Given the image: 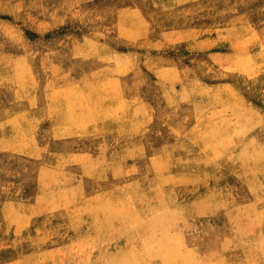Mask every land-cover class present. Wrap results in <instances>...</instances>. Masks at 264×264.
<instances>
[{"label": "rangeland", "instance_id": "obj_1", "mask_svg": "<svg viewBox=\"0 0 264 264\" xmlns=\"http://www.w3.org/2000/svg\"><path fill=\"white\" fill-rule=\"evenodd\" d=\"M263 145L264 0H0V264H264Z\"/></svg>", "mask_w": 264, "mask_h": 264}, {"label": "bare ground", "instance_id": "obj_2", "mask_svg": "<svg viewBox=\"0 0 264 264\" xmlns=\"http://www.w3.org/2000/svg\"><path fill=\"white\" fill-rule=\"evenodd\" d=\"M223 4H224V3H223ZM223 6H224V5H223ZM233 8H235V7H233ZM170 10H171V9H170ZM223 10H224V9H223ZM193 11H194V10H193ZM224 11H225V10H224ZM169 31H170V30H169ZM183 33H184V32H183ZM220 37H221V36H220ZM223 39H226V38H223ZM223 42H224V41H223ZM227 42H228V40H227ZM86 45H87V44H86ZM86 45H85V46H86ZM83 46H84V45H83ZM86 47H87V46H86ZM86 47H85V48H86ZM88 48H89V47H88ZM102 48H104V47H102ZM83 49H84V48H83ZM86 49H87V48H86ZM87 50H88V49H87ZM107 51H108V50H107ZM89 53H90V52H89ZM94 53H95V52H94ZM87 54H88V53H87ZM92 54H93V53H92ZM92 54H91V55H92ZM108 54H109V53H108ZM73 55H74V54H73ZM85 55H86V54H85ZM114 55H115V54H114ZM116 55H118V54H116ZM75 56H76V55H75ZM83 56H84V55H83ZM87 56H88V55H87ZM87 56H85V57H87ZM107 56H108V55H107ZM107 56H106V57H107ZM119 57H120V56H119ZM88 58H89V57H88ZM92 58H93V57H92ZM112 58H113V57H112ZM82 59H83V58H82ZM82 59H81V60H82ZM123 59H124V58H123ZM119 60H120V59H119ZM121 60H122V59H121ZM115 61H116V60H115ZM125 61H127V60H125ZM93 87H94V86H93ZM116 87H117V86H116ZM116 87H115V88H116ZM89 88H90V87H89ZM95 88H96V87H95ZM96 89H97V88H96ZM96 89H95V91L98 92V90H96ZM87 90H88V89H87ZM93 90H94V89H93ZM101 90H102V89H101ZM116 90H117V88H116ZM28 91H29V90H28ZM63 91H64V90H63ZM104 92H105V91H104ZM27 93H28V92H27ZM88 93H89V92H88ZM101 93H102V92H101ZM65 94H67V93H65ZM93 94H94V93H93ZM103 94H104V93H103ZM67 95H68V94H67ZM80 95H81V94H79V96H80ZM84 95H85V93H84ZM171 95H172V93H171ZM178 95H179V94H178ZM82 96H83V95H82ZM95 96H96V95H95ZM107 96H108V95H106L105 97H107ZM69 97H70V96H69ZM87 97H88V95H87ZM87 97H86V99H87ZM99 97H100V96H99ZM169 97H171V96H169ZM82 98H83V97H82ZM97 98H98V97H97ZM110 98H111V97H110ZM113 98H114V97H113ZM177 98H178V97H177ZM33 99H34V98H33ZM64 99H65V98H64ZM102 99H103V98H102ZM172 99H173V98H172ZM178 99H179V98H178ZM94 100H95V99H94ZM99 100H100V99H99ZM114 100H115V99H114ZM119 100L122 101V99H119ZM170 100H171V98H170ZM174 100H175V99H174ZM33 101H34V100H33ZM83 101H85V100H83ZM86 101H87V100H86ZM100 101H101V100H100ZM164 101H166V100H164ZM64 102H65V101H64ZM75 102H76V101H75ZM89 102H90V101H89ZM168 102H169V101H168ZM93 103H95V102H93ZM93 103H89V104H93ZM170 103H171V102H170ZM184 103H185V102H184ZM167 104H168V103H167ZM185 104H187V102H186ZM64 105H65V104H64ZM75 105H76V104H75ZM86 105H87V104H86ZM86 105H85V106H86ZM124 105H125V104H124ZM192 105H193V103H192ZM77 106H78V105H77ZM122 106H123V105H122ZM175 106H176V105H175ZM78 107H79V106H78ZM82 107H83V106H82ZM107 107H108V106H107ZM120 107H121V105H120ZM171 107H172V106H171ZM177 107H178V106H176V108H177ZM192 107H193V106H192ZM76 108H77V107H76ZM126 108H128V107H126ZM126 108H125V109H126ZM142 108H143V107H142ZM82 109H83V108H82ZM82 109H81V110H82ZM96 109H98V108H96ZM133 109H134V108H133ZM135 109H136V108H135ZM135 109H134V110H135ZM138 109H140V108H138ZM67 110H68V109H67ZM76 110H77V109H76ZM107 110H108V109H107ZM119 110H120V109H119ZM121 110H122V109H121ZM143 110H144V109H143ZM146 110H147V109H146ZM195 110H196V109H195ZM197 110H198V109H197ZM79 111H80V110H79ZM84 111H85V110H84ZM86 111H87V110H86ZM113 111H115V110H113ZM138 111H139V110H138ZM140 111H141V110H140ZM186 111H187V110H186ZM186 111H185V112H186ZM30 112H31V111H30ZM90 112H91V111H90ZM117 112H118V111H117ZM120 112H121V111H120ZM123 112H124V109H123ZM133 112H134V111H133ZM192 112H193V111H192ZM196 112H197V111H196ZM198 112H199V111H198ZM76 113H77V112H76ZM143 113H144V112H143ZM172 113H173V112H172ZM97 114H98V113H97ZM91 115H93V114H91ZM123 115H124V114H123ZM133 115H134V113H133ZM135 115H136V114H135ZM195 115H196V114H195ZM195 115H194V116H195ZM96 116H97V115H96ZM145 116H146V115H145ZM166 116H167V115H166ZM198 116H199V115H198ZM91 117H92V116H91ZM97 117H98V116H97ZM116 117H117V116H115V117H113V118L115 119ZM138 117H139V116H138ZM88 118H89V116H88ZM88 118H87V119H88ZM92 118H93V117H92ZM162 118H163V117H162ZM167 118H168V116H167ZM197 118H198V117H197ZM199 118H200V117H199ZM199 118H198V120H199ZM67 119H68V118H67ZM94 119H95V118H94ZM97 119H98V118H97ZM119 119H120V118H119ZM119 119H118V120H119ZM123 119H124V118H123ZM168 119H169V118H168ZM186 119H187V118H186ZM50 120L52 121V119H50ZM50 120H49V121H50ZM80 120H81V119H80ZM82 120H85V119H82ZM100 120H101V119H100ZM110 120H113V119H110ZM120 120H121V119H120ZM54 121H55V120H54ZM87 121H88V120H87ZM98 121H99V120H98ZM181 121H182V120H181ZM24 122H25V121H24ZM102 122H103V121H102ZM127 122H128V121H127ZM77 123H78V122H77ZM84 123H89V122H84ZM90 123H92V122H90ZM125 123H126V121H125ZM140 123H141V122H140ZM142 123H143V122H142ZM142 123L140 124V126H142ZM253 123H254V122H253ZM33 124H34V123H33ZM52 124H53V123H52ZM93 124H94V123H93ZM143 124H144V123H143ZM50 125H51V124H50ZM255 125H258V123L255 124ZM9 126H11V125H9ZM18 126H19V125H18ZM29 126H30V124H29ZM29 126H28V127H29ZM31 126H32V125H31ZM137 126H138V125H137ZM158 126H159V125H158ZM159 127H160V126H159ZM159 127H158V128H159ZM250 127H251V126H250ZM252 127H253V126H252ZM252 127H251V128H252ZM19 128H20V127H19ZM75 128H76V127H75ZM80 128H82V127H80ZM138 128H140V127H138ZM197 128H198V127H197ZM23 129H24V128H23ZM56 129H57V128H56ZM56 129H55V130H56ZM58 129H60V128H58ZM58 129H57V130H58ZM61 129H62V128H61ZM76 129H77V128H76ZM252 129H253V128H252ZM2 130H3V129H2ZM4 130H5V129H4ZM34 130H35V129H34ZM62 130H63V129H62ZM134 130H135V129H134ZM136 130H137V129H136ZM229 130H230V128H229ZM247 130H248V129H247ZM23 131H24V130H23ZM137 131H138V130H137ZM248 131H250V128H249ZM258 131H259V130H258ZM9 132H10V131H9ZM52 132H53V131H52ZM62 132H63V131H62ZM62 132H61V134H62ZM64 132H65V130H64ZM109 132H110V131H109ZM132 132H133V131H132ZM141 132H143V131H141ZM220 132H222V131H220ZM225 132H226V131H225ZM232 132H233V131H232ZM234 132H235V131H234ZM2 133H3V132H2ZM14 133H15V132H14ZM21 133H22V132H21ZM21 133H20V134H21ZM24 133H25V132H24ZM113 133H114V132H113ZM120 133H121V132H120ZM135 133H136V132H135ZM155 133H156V131H155ZM169 133H170V132H169ZM175 133H176V132H175ZM195 133H196V132H195ZM209 133H210V132H209ZM226 133H227V132H226ZM240 133H241V132H240ZM254 133H255V132H254ZM3 134H4V133H3ZM15 134H16V133H15ZM15 134H14V135H15ZM91 134H92V133H91ZM110 134H111V133H110ZM140 134H141V133H140ZM157 134H158V133H157ZM167 134H168V133H167ZM197 134H198V133H197ZM215 134L218 135L219 133H216V132H215ZM244 134H245V133H244ZM89 135H90V134H89ZM132 135H133V134H132ZM136 135H137V133H136ZM176 135H178V134L176 133ZM210 135H211V134H210ZM228 135H229V133H228ZM4 136H5V135H4ZM77 136H78V135H77ZM117 136H118V135H117ZM127 136H128V135H127ZM156 136H157V135H156ZM211 136H212V135H211ZM74 137H75V136H74ZM112 137H113V136H112ZM192 137H194V136H192ZM228 137H230V136H228ZM231 137H232V136H231ZM231 137H230V138H231ZM13 138H14V137H13ZM22 138L24 139V137H22ZM63 138H64V137H63ZM198 138H199V136H198ZM201 138H202V137H201ZM212 138H213V137H212ZM221 138H223V137H221ZM230 138H227L228 142L230 141V140H229ZM251 138H252V137H250V139H251ZM19 139H20V138H19ZM180 139H181V138H180ZM180 139H179V140H180ZM224 139H226V137H224ZM250 139H249V140H250ZM17 140H18V139H17ZM24 140H25V139H24ZM30 140H31V139H30ZM185 140H186V139H185ZM193 140H194V139H193ZM196 140H197V139H196ZM201 140H203V139H201ZM213 140H214V139H213ZM217 140H218V139H217ZM222 140H223V139H222ZM32 141H33V139H32ZM53 141H54V140H53ZM120 141H121V140H120ZM129 141H130V140H129ZM182 141H183V140H182ZM199 141H200V140H199ZM223 141H224V140H223ZM242 141H243V140H242ZM255 141H256V139H255ZM113 142H114V141H113ZM180 142H181V141H180ZM191 142H192V141H191ZM194 142H195V140H194ZM221 142H222V141H221ZM231 142H233V141H231ZM244 142H245V141H244ZM17 143H18V142H17ZM123 143H124V142H123ZM181 143H183V142H181ZM185 143H186V142H185ZM205 143H207V142H205ZM217 143H218V142H217ZM217 143H216V144H217ZM26 144H27V143H26ZM75 144H76V143H75ZM127 144H128V143H127ZM219 144H220V143H219ZM226 144H227V143H226ZM226 144H224V145H226ZM231 144H232V143H231ZM233 144H234V143H233ZM239 144H240V143H239ZM242 144H243V142H242ZM249 144H250V143H249ZM252 144H253V143H252ZM257 144H258V143H257ZM19 145H20V144H19ZM23 145H24V143H23L21 146H23ZM44 145H45V144H44ZM181 145H182V144H181ZM21 146H20V148H21ZM70 146H71V145H70ZM203 146H204V145H203ZM229 146H230V145H229ZM229 146H228V147H229ZM242 146H243V147H242V150H244L243 148H244L245 145H242ZM249 146H251V145H249ZM263 146H264V145H263ZM71 147H72V146H71ZM82 147H83V145H82ZM134 147H135V146H134ZM192 147H194V146H192ZM206 147H207V146H206ZM206 147H204V149H206ZM208 147H209V149H210V146H209V145H208ZM208 147H207V148H208ZM214 147H215V145H214ZM237 147H238V146H237ZM239 147H240V145H239ZM253 147H254V145H253ZM20 148H19V149H20ZM27 148H28V147H27ZM27 148H26V149H27ZM30 148H31V147H30ZM86 148H87V147H86ZM125 148H126V147H125ZM131 148H132V147H131ZM135 148H136V147H135ZM182 148H183V147H182ZM182 148H181V149H182ZM198 148H199V147H198ZM247 148H248V147H246L245 149H247ZM19 149H18V150H19ZM45 149H46V148H45ZM127 149H128V148H127ZM132 149H133V148H132ZM139 149H140V148H139ZM211 149H212V148H211ZM216 149H217V148H216ZM226 149H227V147H226ZM251 149H252V148H251ZM36 150H37V149H36ZM41 150H42V149H41ZM69 150H70V149H69ZM71 150H72V149H71ZM101 150H102V149H101ZM182 150H185V149H182ZM194 150H195V149H194ZM212 150H213V149H212ZM212 150L210 151L211 153H213ZM233 150H234V149H233ZM242 150H241V151H242ZM247 150H248V149H247ZM252 150H255V149H252ZM252 150H251V151H252ZM0 151H2V150H0ZM4 151H5V150H4ZM163 151H164V149H163ZM169 151H171V150H169ZM174 151H175V150H174ZM188 151H189V150H188ZM190 151H191V150H190ZM201 151H202V150H201ZM216 151L219 152V150H216ZM225 151H226V150H225ZM228 151H229V150H228ZM237 151H238V150H237ZM244 151H246V150H244ZM244 151H243V152H244ZM14 152H15V151H14ZM14 152H13V153H14ZM16 152H17V151H16ZM21 152H22V151H21ZM40 152H41V151H40ZM67 152H68V151H67ZM99 152H100V151H99ZM140 152H141V151H140ZM182 152H183V151H182ZM217 152H216V153H217ZM243 152H240V153L243 154ZM41 153H42V152H41ZM62 153H63V152H62ZM78 153H79V152H78ZM142 153H143V152H142ZM169 153H170V152H169ZM195 153H196V152H195ZM216 153H213V154H216ZM15 154H16V153H15ZM34 154H35V153H34ZM49 154H50V153H49ZM68 154H69V153H68ZM82 154H83V153H82ZM102 154H103V152H102ZM177 154H178V153H177ZM223 154H224V153H223ZM247 154H248V153H247ZM123 155H124V154H122V156H123ZM142 155H143V154H142ZM161 155H162V154H161ZM225 155H226V154H225ZM227 155H228V154H227ZM233 155H234V154H233ZM238 155H239V154H238ZM26 156H29V154H26ZM30 156H31V155H30ZM30 156H29V157H30ZM99 156H101V155L99 154ZM103 156H104V154H103ZM103 156H102V157H103ZM125 156H126V154H125ZM217 156H219L218 153L216 154V157H217ZM222 156H223V155H222ZM222 156H220V158H222ZM231 156H232V155H231ZM246 156H249V155H246ZM97 157H98V156H97ZM102 157H101V158H102ZM104 157H105V156H104ZM129 157H131V156H129ZM129 157H128V158H129ZM155 157H156V156H155ZM180 157H181V156H180ZM241 157H242V156H241ZM249 157H250V156H249ZM249 157H248V158H249ZM94 158H96V157H94ZM112 158H113V157H112ZM114 158H115V157H114ZM121 158H122V157H121ZM121 158H120V159H121ZM126 158H127V157H126ZM159 158H160V157H158V159H159ZM161 158H162V157H161ZM238 158H239V157H238ZM246 158H247V157H246ZM97 159H98V158H97ZM129 159H130V158H129ZM150 159H151V158H150ZM152 159H153V157H152ZM152 159H151V160H152ZM158 159H157V160H158ZM182 159H183V157H182ZM231 159H233V158H231ZM241 159H242V158H241ZM241 159H240V160H241ZM263 159H264V158H263ZM100 160H102V159H100ZM160 160H161V159H160ZM208 160H209V159H208ZM227 160H228V159H227ZM57 161H58V160H57ZM62 161H63V160H62ZM123 161H124V160H123ZM155 161H156V160H155ZM155 161H154V162H155ZM195 161H197V160H195ZM198 161H201V160L199 159ZM206 161H207V160H206ZM225 161H226V160H225ZM238 161H239V160H238ZM241 161H244V160H241ZM245 161H246V160H245ZM245 161H244V162H245ZM87 162H88V161H87ZM103 162H104V161H103ZM110 162L112 163V161H110ZM154 162H153V163H154ZM175 162H176V161H175ZM186 162H187V161H186ZM189 162H191V161H189ZM203 162H204V160H203ZM210 162H211V161H210ZM247 162H248V159H247ZM258 162H260V161H258ZM50 163H51V162H50ZM50 163H49V164H50ZM73 163H74V162H73ZM81 163H82V162H81ZM95 163H96V162H95ZM113 163H114V162H113ZM113 163H112V164H113ZM115 163H116V162H115ZM115 163H114V165H115ZM153 163L151 162V164H153ZM156 163H157V161H156ZM167 163H168V162H166V164H167ZM262 163H263V162H262ZM54 164H55V163H54ZM159 164H160V163H159ZM169 164H171V163H169ZM66 165H67V164H66ZM79 165H80V164H79ZM82 165H83V164H82ZM160 165H161V164H160ZM172 165H173V164H172ZM232 165H233V164H232ZM246 165H247V164H246ZM250 165H251V164H250ZM250 165H249V166H250ZM254 165H256V164L254 163ZM47 166H48V164H47ZM104 166H105V165H104ZM168 166H169V165H168ZM210 166H211V164H210ZM247 166H248V165H247ZM88 167H89V166H88ZM95 167H96V166H95ZM153 167H154V165H152V168H153ZM162 167H163V166H162ZM164 167H165V166H164ZM178 167H179V166H178ZM182 167H183V166H182ZM48 168H49V167H48ZM53 168H54V167H53ZM61 168H62V167H61ZM84 168L86 169L87 166L84 167ZM89 168H90V167H89ZM89 168H87V170H90ZM112 168H113V167H112ZM115 168H116V167H115ZM170 168H171V167H170ZM173 168H174V167H173ZM179 168H180V167H179ZM218 168H219V170H220V167H218ZM41 169L43 170V168H41ZM137 169H138V167L136 168V170H137ZM156 169H157V168H156ZM156 169H155V170H156ZM158 169H159V168H158ZM163 169H165V168H163ZM182 169H184V167H183ZM182 169H181V170H182ZM239 169H242V168L240 167ZM260 169H261V168H260ZM260 169L258 168V170H260ZM263 169H264V168H263ZM51 170H52V169H51ZM108 170H109V169H108ZM113 170L115 171V169H113ZM113 170H112V171H113ZM128 170H129V169H128ZM155 170H154V171H155ZM165 170H166V169H165ZM165 170H164V171H165ZM167 170H168V169H167ZM214 170H215V169H214ZM261 170H262V169H261ZM49 171H50V170H49ZM53 171H55V170H53ZM59 171H60V170H59ZM81 171H82V170H81ZM102 171H103V169H102ZM170 171H171V170H170ZM236 171H238V170H236ZM240 171H242V170H240ZM246 171H247V170H246ZM250 171H251V170H250ZM64 172H65V171H64ZM83 172H84V170H83ZM87 172H89V171H87ZM90 172H91V171H90ZM92 172H93V171H92ZM92 172H91V173H92ZM104 172H105V171H104ZM179 172H180V171H179ZM202 172H203V171H202ZM217 172H218V171H217ZM243 172H244V171H243ZM47 173H48V172H47ZM52 173L55 175V172H52ZM52 173H51V174H52ZM62 173H63V172H62ZM112 173H113V172H112ZM115 173H116V172H115ZM156 173H158V172H156ZM181 173H182V172H181ZM181 173H180V174H181ZM183 173H184V172H183ZM208 173H209V172H208ZM208 173H207V174H208ZM244 173H245V172H244ZM247 173H248V172H247ZM259 173H260V172H259ZM56 174H57V173H56ZM83 174H84V173H82V175H83ZM124 174H125V173H124ZM127 174H128V172H127ZM137 174H138V173H137ZM153 174H154V173H153ZM158 174H159V173H158ZM194 174H196V173H194ZM197 174H198V173H197ZM217 174H218V173H217ZM256 174H257V173H256ZM263 174H264V173H263ZM54 175H53V176H54ZM62 175H63V174H62ZM68 175H69V174H68ZM89 175H90V174H89ZM116 175H117V174H116ZM132 175H133V174H132ZM148 175H149V174H148ZM209 175H210V174H209ZM219 175H220V174H219ZM219 175H218V176H219ZM229 175H230V174H229ZM241 175H242V174H241ZM124 176H125V175H124ZM166 176H167V175H166ZM170 176L173 178L172 175H170ZM195 176H196V175H195ZM221 176H222V175H221ZM226 176H227V175H226ZM262 176H263V175H262ZM61 177H63V176H61ZM101 177H102V176H101ZM101 177H100V178H101ZM114 177H115V176H114ZM118 177H119V176H118ZM164 177H165V176H164ZM167 177H169V176H167ZM196 177H197V176H196ZM200 177H201V176H200ZM223 177H224V176H223ZM239 177H240V176H239ZM241 177H242V176H241ZM246 177H248V176H246ZM251 177H253V176H251ZM42 178H44V177H42ZM48 178H49V177H48ZM48 178H47V179H48ZM51 178H52V177H51ZM53 178H54V177H53ZM64 178H65V177H64ZM79 178H80V176H79ZM115 178H116V177H115ZM122 178H123V177H122ZM158 178H159V177H158ZM176 178H177V177H176ZM178 178H179V177H178ZM178 178H177V179H178ZM181 178H182V177H181ZM205 178H206V177H205ZM44 179H45V178H44ZM57 179H58V178H57ZM67 179H68V178H67ZM90 179H91V178H90ZM96 179H99V178H96ZM113 179H114V178H113ZM147 179H149V178L147 177ZM167 179H168V178H167ZM170 179H171V178H170ZM173 179H174V178H173ZM238 179H239V178H238ZM249 179H250V178H249ZM41 180H43V179H41ZM54 180H56V179H54ZM54 180H53V181H54ZM101 180L103 181V179H101ZM104 180H105V179H104ZM134 180H136V179H134ZM134 180H133V181H134ZM47 181H48V180H47ZM50 181H52V179H51ZM78 181H79V180H78ZM239 181H240V180H239ZM244 181H245V180H244ZM45 182H46V181H45ZM138 182H139V181H138ZM158 182H160V181H158ZM230 182H231V181H230ZM256 182H257V181H256ZM40 183H41L42 186H43L42 181H41ZM53 183H54V182H53ZM53 183H52V184H53ZM58 183H59V182H58ZM58 183H57V184H58ZM60 183H62V182H60ZM76 183H78V182H76ZM134 183H135V182H134ZM148 183H149V182H148ZM160 183H161V182H160ZM160 183H159V184H160ZM180 183H181V182H180ZM241 183L243 184V182H241ZM254 183H255V182H254ZM41 184H40V185H41ZM132 184H133V183H132ZM149 184H150V183H149ZM149 184H148V185H149ZM167 184H168V183H167ZM199 184H200V183H199ZM219 184H220V183H219ZM219 184H218V186H219ZM242 184H241V185H242ZM49 185H51V184H49ZM161 185H162V183H161ZM161 185H159V186H161ZM177 185H179V184L177 183ZM184 185H185V184H184ZM184 185H183V186H184ZM257 185H259V184L257 183ZM257 185H256V187H257ZM74 186H75V184H74ZM122 186H123V185H122ZM122 186H121V187H122ZM130 186H131V185H130ZM167 186H168V185H167ZM173 186H174V185H173ZM46 187H47V186H46ZM76 187H77V186H76ZM134 187H135V185H134ZM161 187H162V186H161ZM170 187H171V186H170ZM228 187H229V186H228ZM43 188H44V187H43ZM43 188H42V190H43ZM68 188H69V187H68ZM115 188H119V187H115ZM131 188H133V187H131ZM136 188H137V187H136ZM187 188H188V187H187ZM217 188H218V187H217ZM239 188H240V187H239ZM263 188H264V185H263ZM38 189H39V188H38ZM74 189H75V188H74ZM74 189H73V191H74ZM110 189H111V188H110ZM119 189H120V188H119ZM123 189H124V188H123ZM127 189H128V188H127ZM134 189H135V188H134ZM142 189H143V188H142ZM151 189H152V188H151ZM151 189H150V190H151ZM166 189H167V188H166ZM170 189H171V188H170ZM257 189H259V188H257ZM57 190H58V189H57ZM71 190H72V189H71ZM75 190H76V189H75ZM150 190H149V191H150ZM159 190H160V189H159ZM248 190H249V189H248ZM43 191H44V190H43ZM58 191H59V190H58ZM58 191L56 192L57 194H56V193H55V194L58 195V197H60L59 195L62 193V191H61L60 194H58V193L60 192V191H59V192H58ZM73 191H72V192H73ZM129 191H130V190H129ZM153 191H154V190H153ZM197 191H198V190H197ZM214 191H215V190H214ZM226 191H227V189H226ZM234 191H235V190H234ZM263 191H264V190H263ZM38 192H39V191H38ZM46 192H47V191H46ZM69 192H71V191H69ZM75 192H76V191H75ZM81 192H82V191H81ZM81 192H80V193H81ZM169 192H171V190H170ZM228 192H229V191H228ZM240 192H241V191H240ZM65 193H67L66 190H65ZM65 193H64V194H65ZM124 193H125V192H124ZM172 193H173V192H172ZM204 193H205V192H204ZM206 193H207V192H206ZM211 193H212V192H211ZM44 194H45V193H44ZM44 194H42V195H44ZM68 194H69V193H68ZM133 194H134V193H133ZM139 194H140V193H139ZM141 194H142V193H141ZM156 194H157V193H156ZM167 194H168V193H167ZM170 194H171V193H170ZM187 194H188V193H187ZM191 194H192V193H191ZM191 194H190V195H191ZM195 194H196V193H195ZM250 194H251V193H250ZM42 195L40 194L39 196H42ZM62 195H63V194H62ZM121 195H122V194H121ZM127 195H128V194H127ZM157 195H158V194H157ZM161 195H162V194H161ZM161 195L159 194V196H157V197L162 198ZM168 195H169V194H168ZM173 195H174V194H173ZM199 195H200V194H199ZM242 195H243V194H242ZM260 195H261V194H260ZM262 195H263V194H262ZM49 196H53V194H52V195H49ZM154 196H155V194H154ZM160 196H161V197H160ZM191 196H192V195H191ZM202 196H203V195H202ZM224 196H225V195H224ZM226 196H227V194H226ZM36 197H37V196H36ZM68 197H69V196H68ZM71 197H74V196H71ZM71 197H70V198H71ZM91 197H92V196H91ZM131 197H132V196H131ZM137 197H138V196H137ZM157 197H156V198H157ZM168 197H169V196H168ZM172 197H173V196H172ZM203 197H204V196H203ZM227 197H228V196H227ZM37 198H38V197H37ZM44 198H45V197H44ZM46 198H47V197H46ZM50 198H51V197H50ZM50 198H49V199H50ZM52 198H53V197H52ZM52 198H51V200H53ZM61 198H62V196H61ZM75 198H76V197H75ZM75 198H74V199H75ZM132 198H133V197H132ZM140 198H141V197H140ZM142 198H143V197H142ZM153 198H154V197H153ZM204 198H205V197H204ZM204 198H203V199H204ZM212 198H213V197H212ZM224 198H225V197H224ZM42 199H43V198H42ZM71 199H72V198H71ZM71 199H70V200H71ZM80 199H81V197H80ZM80 199H79V200H80ZM97 199H98V197H97ZM123 199H124V197H123ZM123 199H121V201H119V203L122 202ZM130 199H131V198H130ZM130 199H129V200H130ZM170 199H171V198H170ZM179 199H180V198H179ZM185 199H186V198H185ZM203 199H201V200H203ZM18 200H19V199H18ZM35 200H36V199H35ZM45 200H46V199H45ZM45 200H44V201H45ZM54 200H55V199H54ZM54 200H53V202H54ZM56 200H57V199H56ZM58 200H59V199H58ZM63 200H65V201H70L68 198H67V200H66V197H65V199H63ZM94 200L97 201L96 198H94ZM94 200H93V201H94ZM99 200H100V199H99ZM137 200H140V199H137V198H136V201H137ZM153 200H154V199H153ZM155 200H156V199H155ZM171 200H172V199H171ZM182 200H183V199H182ZM193 200H194V198H193ZM207 200H208V199H207ZM209 200H210V199H209ZM225 200L227 201V199H225ZM26 201H27V200H26ZM37 201H38V200H37ZM48 201H50V200H48ZM59 201H60V200H59ZM82 201H83V200H82ZM105 201H106V200H105ZM108 201H109V200H107L106 203H108ZM142 201H143V200H142ZM178 201H179V200H178ZM188 201H189V200H188ZM199 201H200V200H199ZM217 201H218V200H217ZM226 201H224V202H226ZM236 201H237V200H236ZM11 202H12V201H11ZM40 202H43V201L40 200ZM40 202H39V203H40ZM51 202H52V201H51ZM72 202H74V201H72ZM116 202H117V201H116ZM130 202H131V200H130ZM132 202H133V201H132ZM134 202H135V201H134ZM180 202H181V201H180ZM195 202H196V201H195ZM201 202H202V201H201ZM221 202H222V201H221ZM233 202H234V200H233ZM43 203H44V202H43ZM55 203H56V202H55ZM67 203H68L67 205L69 206V203H70V202H67ZM104 203H105V202H104ZM127 203H128V201H127ZM151 203H152V202H151ZM208 203H209V202H208ZM215 203H216V201H215ZM9 204H10V203H9ZM47 204H48V203H47ZM57 204H59V203H57ZM64 204H65V203H64ZM70 204H71V203H70ZM72 204H73V203H72ZM75 204H76V203H75ZM80 204H81V203H80ZM117 204H118V203H117ZM131 204H132V203H131ZM165 204H166V203H165ZM172 204H173V201H172ZM176 204H177V203H176ZM210 204H211V203H210ZM222 204H223V202H222ZM263 204H264V203H263ZM263 204H262V205H263ZM55 205H56V204H55ZM55 205H54V206H55ZM73 205H74V204H73ZM73 205H72V206H73ZM83 205H85V204H83ZM87 205H88V204H87ZM92 205H93V204H92ZM151 205H153V204H151ZM154 205H155V204H154ZM158 205H160V204H158ZM158 205H157V206H158ZM207 205H208V204H207ZM214 205H216V204H214ZM259 205H260V204H259ZM25 206H26V205H25ZM36 206H37V205H36ZM78 206H79V205H78ZM161 206H162V205H161ZM168 206H169V205H168ZM180 206H181V205H180ZM216 206H217V205H216ZM260 206H261V205H260ZM9 207H10V206H9ZM55 207H56V206H55ZM62 207H63V206H62ZM73 207H74V206H73ZM75 207H76V206H75ZM102 207H103V206H102ZM102 207H101V208H102ZM125 207H127V206H125ZM129 207H130V206H129ZM129 207H128V209H129ZM153 207H154V206H153ZM155 207H156V206H155ZM155 207H154V208H155ZM185 207H186V206H185ZM185 207H184V208H185ZM251 207H252V205H251ZM6 208H7V207H6ZM6 208H4V209L6 210ZM10 208H11V207H10ZM42 208H44V207H42ZM48 208H49V207H48ZM66 208H67V207H66ZM86 208H87V207H86ZM96 208L98 209L97 206H96ZM103 208H104V207H103ZM130 208H131V207H130ZM139 208H140V207H139ZM144 208H145V207H144ZM161 208H162V207H161ZM163 208H164V207H163ZM212 208H213V207H212ZM51 209H52V208H51ZM51 209H50V210H51ZM56 209H57V207H56ZM64 209H65V208H64ZM74 209H75V208H74ZM141 209H142V208H141ZM151 209H152V208H151ZM156 209H159V208L157 207ZM40 210H41V209H40ZM52 210H53V209H52ZM54 210H55V209H54ZM75 210H76V209H75ZM77 210H79V209L77 208ZM82 210L84 211V208H83ZM100 210H101V209H100ZM102 210H103V209H102ZM102 210H101V212H102ZM129 210L132 211L131 209H129ZM133 210H136V208H135V209L133 208ZM147 210H148V208H147ZM210 210H211V209H210ZM218 210H219V209H218ZM251 210H252V209H251ZM6 211H7V210H6ZM9 211H10V210H9ZM44 211H45V209H44ZM126 211L128 212V210H126ZM130 211H129V212H130ZM139 211H140V209H139ZM183 211H184V209H183ZM205 211H206V209H205ZM213 211H214V210H213ZM215 211H216V210H215ZM252 211H253V210H252ZM254 211H255V210H254ZM260 211H261V210H260ZM15 212H16V211H15ZM36 212H37V211H35V217L38 216V215L36 216ZM51 212H52V211H51ZM53 212H54V211H53ZM81 212H82V211H81ZM119 212H120V211H119ZM127 212H126V213H127ZM140 212H141V211H140ZM143 212H144V211H143ZM208 212H209V211H208ZM210 212H211V211H210ZM210 212H209V213H210ZM216 212H217V211H216ZM11 213H12V212H11ZM77 213H79V211H78ZM104 213H105V211H104ZM106 213H107V212H106ZM122 213H123V212H122ZM141 213H142V212H141ZM254 213H255V212H254ZM262 213H263V211H262ZM28 214H29V213H28ZM37 214H38V213H37ZM95 214H96V213H95ZM114 214H115V213H114ZM114 214H113V216L115 217ZM153 214H154V213H153ZM183 214H184V212H183ZM186 214H187V213H186ZM200 214H202V213H200ZM214 214H215V213H214ZM25 215H26V213H25ZM64 215H65V214H64ZM105 215H107V214H105ZM117 215H118V213H117ZM119 215H120V214H119ZM129 215H130V214H129ZM131 215H132V214H131ZM134 215H136V214H134ZM165 215H166V214H165ZM170 215H171V214H170ZM29 216H30V215H29ZM45 216H46V215H45ZM52 216H53V215H52ZM56 216H57V214H56ZM120 216H121V215H120ZM125 216H126V215H125ZM172 216H173V215H172ZM180 216H181V215H180ZM197 216H198V215H197ZM199 216H200V215H199ZM205 216H206V215H205ZM65 217H66V216H65ZM69 217H70V216H69ZM131 217H133V216H131ZM131 217H130V218H131ZM134 217H135V216H134ZM149 217H150V216H149ZM163 217H164V215L162 214V218H163ZM174 217H175V216H174ZM174 217H173V218H174ZM181 217H182V216H181ZM184 217H185V216H184ZM203 217H204V216H203ZM208 217H209V216H208ZM22 218H23V217H22ZM24 218H25V217H24ZM29 218H30V217H29ZM31 218H32V217H31ZM118 218H119V217H118ZM130 218H128V219H130ZM137 218H138V215H137ZM139 218H140V217H139ZM139 218H138V219H139ZM159 218H161V217H159ZM170 218H171V216H170ZM176 218L178 219V217H176ZM176 218H175V219H176ZM195 218H196V217H195ZM263 218H264V217H263ZM14 219H15V218H14ZM25 219H26V218H25ZM25 219H24V220H25ZM45 219H47V218H45ZM51 219H52V218H51ZM60 219H63V218H60ZM75 219H76V218H75ZM126 219H127V218H126ZM133 219H134V218H133ZM135 219H136V218H135ZM143 219H144V218H143ZM151 219H153V217H151ZM156 219H157V217H156ZM261 219H262V218H261ZM261 219H260V220H261ZM56 220H57V219H56ZM67 220H68V219H67ZM154 220H155V217H154ZM170 220H171V219H170ZM180 220H182V219H180ZM186 220H187V219H186ZM190 220H191V219H190ZM27 221H28V220H27ZM27 221H26V222H27ZM35 221H36V220H35ZM43 221H44V220H43ZM45 221H46V220H45ZM65 221H66V220H65ZM82 221H83V220H82ZM120 221H121V219H120ZM140 221H141V220H140ZM144 221H145V220H144ZM168 221H169V220H168ZM219 221H220V220H219ZM40 222H41V221H40ZM94 222H96V221H94ZM141 222H142V221H141ZM151 222H152V221H151ZM151 222H150V223H151ZM160 222H161V221H160ZM166 222H167V220H165V223H166ZM172 222H174V221H172ZM181 222L183 223V221H181ZM181 222H180V223H181ZM18 223H20V222H18ZM18 223H17V224H18ZM22 223H23V222H22ZM24 223H25V222H24ZM33 223H34V222H33ZM33 223H32V224H33ZM42 223H43V225H45L44 222H42ZM71 223H72V222H71ZM71 223H70V224H71ZM97 223H98V222H97ZM122 223H123V222H122ZM124 223H126V222H124ZM143 223H144V222H143ZM143 223H142V224H143ZM147 223H148V222H147ZM158 223H159V220H158ZM175 223H176V222H175ZM177 223H178V220H177ZM27 224H28V222H27ZM36 224H37V223H36ZM70 224H69V225H70ZM94 224H95V223H94ZM136 224L139 225V223H136ZM140 224H141V223H140ZM145 224H146V223H145ZM145 224H144V225H145ZM156 224H157V223H156ZM168 224H169V222H168ZM183 224H184V223H183ZM185 224H186V222H185ZM28 225H30V224H28ZM48 225H49V224L47 223V226H48ZM63 225H64V224H63ZM75 225H76V224H75ZM121 225H124V224H121ZM130 225H131V224H130ZM174 225H175V224H174ZM176 225H177V224H176ZM206 225H207V224H206ZM14 226H15V225H14ZM25 226H26V225H25ZM87 226H88V225H87ZM106 226H107V225H106ZM110 226H111V225H110ZM131 226H132V225H131ZM169 226H170V225H169ZM224 226H225V225H224ZM112 227H113V226H112ZM136 227H137V226H136ZM136 227H135V228H136ZM143 227H144V226H143ZM167 227H168V226H167ZM15 228H16V227H15ZM47 228H48V227H47ZM50 228H51V227H50ZM70 228H71V226H70ZM76 228H77V227H76ZM138 228H139V231H140V226H139ZM189 228H190V227H189ZM204 228H205V227H204ZM13 229H14V227H13ZM78 229H79V227H78ZM93 229H94V228H93ZM98 229H99V228H98ZM102 229H103V228H102ZM105 229H106V228H105ZM110 229H111V228H110ZM126 229H128V228H126ZM146 229H147V228H146ZM184 229H185V228H184ZM209 229H210V228H209ZM209 229H208V231H209ZM23 230H24V229H23ZM25 230H27V229H25ZM45 230H46V229H45ZM74 230H76V229L74 228ZM81 230H82V229H81ZM85 230H87V229H85ZM117 230H118V229H117ZM122 230H123V229L121 228V231H122ZM129 230H130V227H129V229H128V232H129ZM147 230H148V229H147ZM12 231H13V230H12ZM49 231H50V230H49ZM83 231H84V230H83ZM118 231H119V230H118ZM142 231H144V230H142ZM156 231H157V230H156ZM177 231H178V230H177ZM13 232H14V231H13ZM35 232H36V231H35ZM46 232H48V230H47ZM50 232H51V231H50ZM71 232L73 233V230H72ZM85 232H86V231H85ZM109 232H110V231H109ZM115 232H116V231H115ZM122 232H123V231H122ZM122 232H121V233H122ZM132 232H133V231H132ZM136 232H137V231H136ZM187 232H188V231H187ZM68 233H69V232H68ZM123 233H124V232H123ZM123 233H122V235H123ZM125 233H126V232H125ZM134 233H135V232H134ZM141 233L143 234V232H141ZM144 233H145V232H144ZM81 234H82V233H81ZM81 234H80V235H81ZM83 234H84V233H83ZM116 234H117V232H116ZM148 234H149V233H148ZM148 234H147V235H148ZM12 235H13V234H12ZM16 235H18V234H16ZM109 235H110V234H109ZM186 235H187V234H186ZM190 235H191V234H190ZM199 235H200V234H199ZM201 235H202V234H201ZM205 235H206V234H205ZM7 236H8V235H7ZM78 236H79V235H78ZM114 236H115V235H114ZM114 236H113V237H114ZM135 236H136V235H135ZM140 236H141V235H140ZM26 237H27V236H26ZM35 237H37V236H35ZM110 237H111V236H110ZM113 237H112V238H113ZM144 237H145V236H144ZM149 237H150V235H149ZM149 237L147 236L148 239H149ZM49 238H50V237H49ZM71 238H72V237H71ZM112 238H111V239H112ZM117 238H118V237H117ZM128 238H129V237H128ZM130 238H131V237H130ZM191 238H193L192 235H191ZM195 238H196V237H194V238L191 240V242H192ZM23 239H24V238H23ZM34 239H35V238H34ZM38 239H40V238H38ZM91 239H92V237H91ZM158 239H159V238H158ZM36 240H37V239H36ZM41 240H43V238L40 239V241H41ZM99 240H100V239H99ZM101 240H102V239H101ZM108 240H109V239H108ZM118 240H119V239H118ZM125 240H126V237H125ZM129 240H130V239H129ZM216 240H218V239L216 238ZM227 240H228V238H227ZM34 241H35V240H34ZM51 241H52V240H51ZM54 241H55V240H54ZM135 241H136V238H135ZM135 241H134V242H135ZM172 241H173V240H172ZM176 241H177V240H176ZM195 241H196V239H195ZM198 241H199V240H198ZM201 241H202V240H201ZM261 241H262V240H261ZM10 242H11V240H10ZM92 242H93V240H92ZM114 242H115V241H114ZM123 242H124V241H123ZM123 242H122V243H123ZM136 242H137V241H136ZM191 242H190V243H191ZM40 243H41V242H40ZM44 243H45V242H44ZM94 243H96V242H94ZM97 243H99V242H97ZM109 243H110V242H109ZM124 243L127 244V242H124ZM197 243H200V242H197ZM34 244H35V242H34ZM83 244H84V243H83ZM100 244H101V243H100ZM103 244H105V243H103ZM125 244H124V245H125ZM139 244H140V242H139ZM178 244H179V243H178ZM191 244H192V243H191ZM257 244H258V243H257ZM31 245H32V244H31ZM70 245H71V243H70ZM73 245H74V244H73ZM81 245H82V244H81ZM86 245H87V244H86ZM91 245H92V244H91ZM93 245H94V244H93ZM101 245H102V244H101ZM115 245H116V244H115ZM130 245H131V244H130ZM134 245H136V244H134ZM137 245H138V244H137ZM140 245H141V244H140ZM201 245H202V244H201ZM228 245H229V244H228ZM228 245H227V246H228ZM231 245H232V244H231ZM234 245H235V244H234ZM98 246H99V244H98ZM98 246H97V248H98ZM104 246H106V245H104ZM148 246H150V245H148ZM148 246H147V247H148ZM172 246H175V245L172 244ZM172 246H170V247H172ZM227 246H226V247H227ZM244 246H245V245H244ZM260 246H261V245H260ZM75 247H77V244H76ZM78 247H79V246H78ZM82 247H83V246H82ZM85 247H87V246H85ZM88 247H89V249H90V245H89V244H88ZM88 247H87V248H88ZM100 247H101V246H100ZM107 247H108V246H107ZM107 247H106V248H107ZM109 247H110V246H109ZM141 247H142V246H141ZM206 247H207V246H206ZM206 247H205V248H206ZM231 247H232V246H231ZM246 247H247V246H246ZM246 247H245V248H246ZM64 248H65V247H64ZM68 248H70V246H68ZM71 248L73 249V247H71ZM87 248H86V249H87ZM94 248H95V246H94ZM101 248H102V247H101ZM130 248H131V247H130ZM133 248H134V247H133ZM174 248H175V247H174ZM227 248H229V247H227ZM227 248H225V250H226ZM242 248H243V245H242ZM242 248H241V249H242ZM247 248H249V247H247ZM256 248H257V247L255 246V249H256ZM258 248H259V247H258ZM258 248H257V249H258ZM263 248H264V246H263ZM31 249H32V248H30V250H31ZM34 249H35V247H34ZM80 249H81V248H80ZM95 249H96V248H95ZM142 249H143V248H142ZM178 249H179V248H178ZM181 249H182V248H181ZM198 249H199V248H198ZM207 249H208V248H207ZM222 249H223V248H222ZM76 250H77V251H76ZM81 250H82V249H81ZM81 250H79V251H81ZM92 250H93V247H92V249H91L90 251H92ZM107 250H108V249H107ZM150 250H151V248H150ZM154 250H155V249H154ZM184 250H185V249H184ZM190 250H191V249H190ZM242 250H245V249H242ZM248 250H251V249H247V251H248ZM253 250H254V249H253ZM52 251H54V250H52ZM57 251H58V250H57ZM75 251H76V252H79L78 249H75ZM87 251H88V250H87ZM139 251H140V250H139ZM143 251H144V249H143ZM171 251H172V254H173V250H171ZM175 251H176V250H175ZM178 251H179V250H178ZM203 251H204V249H203ZM81 252H82V251H81ZM85 252H86V251H85ZM95 252H96V251H95ZM103 252H104V250H103ZM168 252H169V251H168ZM168 252H167V253H168ZM183 252H185V251H183ZM186 252H187V250H186ZM198 252H199V251H198ZM198 252H197V253H198ZM253 252H254V251H253ZM253 252H252V254H253ZM257 252H259V251H257ZM261 252H262V251H261ZM52 253H53V252H52ZM59 253H60V252H59ZM61 253H62V252H61ZM74 253H75V252H74ZM82 253H83V252H82ZM90 253H91V252H90ZM133 253H134V252H133ZM191 253H192V252H191ZM263 253H264V252H263ZM48 254H49V253H48ZM135 254H136V253H135ZM144 254H145V253H144ZM168 254H169V253H168ZM170 254H171V252H170ZM192 254H193V253H192ZM192 254H191V255H192ZM245 254H247V253L245 252ZM81 255H82V254H81ZM81 255H80V256H81ZM137 255H138V254H137ZM155 255H156V254H155ZM191 255H190V256H191ZM243 255H244V254H243ZM247 255H248V254H247ZM253 255H257V254L254 253ZM24 256H25V255H24ZM45 256H46V255H45ZM78 256H79V255H78ZM82 256H85V255H82ZM138 256L140 257V254H139ZM143 256H145V255H143ZM239 256H240V255H239ZM245 256H246V255H245ZM262 256H264V255H262ZM26 257H27V256H26ZM26 257H24V258H26ZM54 257H55V256H54ZM58 257H59V256H58ZM61 257H62V256H61ZM69 257H70V256H69ZM101 257H102V256H101ZM171 257H172V256H171ZM242 257H244V256H242ZM21 258H22V257H21ZM49 258H50V257H49ZM59 258H60V257H59ZM63 258H64V257H63ZM70 258H71V257H70ZM70 258H69V259H70ZM75 258H76V257H75ZM75 258H74V260H75ZM78 258H79V257H78ZM78 258H77L76 261H78ZM142 258H144V257H142ZM192 258H193V257H192ZM206 258H207V257H206ZM214 258H215V257H214ZM229 258H230V257H229ZM244 258H245V257H244ZM246 258H247V256H246ZM249 258H250V257H249ZM251 258H252V257H251ZM251 258H250V259H251ZM260 258H261V256H260ZM39 259H41V258H39ZM47 259H48V258H47ZM47 259H46V260H47ZM69 259H68V261H69ZM82 259H83V258H82ZM88 259H89V258H88ZM88 259H87V260H88ZM90 259H91V258H90ZM102 259H103V258H102ZM164 259H167L166 256L164 257ZM168 259H170V257H169ZM171 259H172V258H171ZM177 259H179V258L177 257ZM199 259H200V257H199ZM223 259H224V258H223ZM239 259H240V258H239ZM241 259H242V258H241ZM241 259H240V260H241ZM255 259H256V258H255ZM17 260H19V259H17ZM48 260H49V259H48ZM64 260H65V259H64ZM72 260H73V258H72ZM74 260H73V261H74ZM87 260H85V261H87ZM142 260H143V259H142ZM142 260H141V262H142ZM144 260H145V258H144ZM146 260H147V259H146ZM193 260H195V259H193ZM243 260H244V259H243ZM260 260H261V259H260ZM25 261H26V260H25ZM53 261H54V260H53ZM58 261H60V260H58ZM68 261H67V262H68ZM79 261H80V258H79ZM85 261H84V262H85ZM139 261H140V260H139ZM139 261H138V262H139ZM150 261H152V260H150ZM150 261H149V262H150ZM238 261H239V260H238ZM248 261H249V260H248ZM254 261H255V260H254ZM18 262H19V261H18ZM22 262H23V261H22ZM36 262H37V261H36ZM56 262H57V261H56ZM60 262H62V261H60ZM70 262H71V260H70ZM81 262H82V260H81ZM84 262H82V264H84ZM138 262H137V263H138ZM141 262H140V264H142ZM191 262H192V261H191ZM195 262H196V261H194V263H195ZM241 262H242V261H241ZM263 262H264V261H263ZM26 263H27V262H26ZM38 263H39V262H38ZM58 263H59V262H58ZM79 263H80V262H79ZM189 263H190V262H189ZM219 263H220V261H219ZM244 263H245V260H244ZM244 263H242V264H244ZM9 264H10V263H9ZM32 264H33V263H32ZM36 264H37V263H36ZM70 264H71V263H70ZM73 264H74V262H73ZM77 264H78V263H77ZM85 264H86V263H85ZM91 264H92V263H91ZM135 264H136V263H135ZM150 264H151V263H150ZM186 264H187V263H186ZM190 264H192V263H190ZM196 264H197V262H196ZM212 264H213V263H212ZM217 264H218V263H217ZM222 264H223V261H222ZM230 264H231V261H230ZM235 264H236V263H235ZM249 264H250V263H249Z\"/></svg>", "mask_w": 264, "mask_h": 264}]
</instances>
